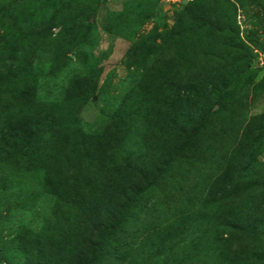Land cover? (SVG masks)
Instances as JSON below:
<instances>
[{
    "label": "rangeland",
    "instance_id": "obj_1",
    "mask_svg": "<svg viewBox=\"0 0 264 264\" xmlns=\"http://www.w3.org/2000/svg\"><path fill=\"white\" fill-rule=\"evenodd\" d=\"M0 264H264V0H0Z\"/></svg>",
    "mask_w": 264,
    "mask_h": 264
}]
</instances>
